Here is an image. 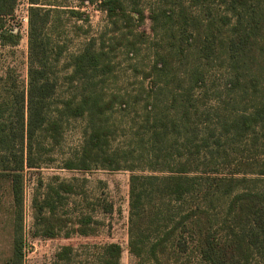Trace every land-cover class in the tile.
Instances as JSON below:
<instances>
[{
    "label": "trees",
    "instance_id": "obj_1",
    "mask_svg": "<svg viewBox=\"0 0 264 264\" xmlns=\"http://www.w3.org/2000/svg\"><path fill=\"white\" fill-rule=\"evenodd\" d=\"M16 2L0 0V47L20 40L7 22ZM28 2L26 86L19 88L9 72L10 86H0V177L12 182L15 201L21 202L24 167L39 166L44 144L58 143L64 123L82 118V143L63 167L130 172L126 249L132 256L148 264H188L182 259L190 252L195 264H264V155L249 171L237 167L222 174L214 165L227 145L264 143V0H179L150 11L151 29L155 36L161 29L165 49H155L148 68L139 71L147 79L146 111L124 146L112 144V112L140 97L108 87L115 68L111 53L119 46L127 53L138 50L143 41L135 28L144 20L143 9L99 0L115 34L89 37L68 56L67 93L57 98L52 62L60 50L54 55L48 29L59 4ZM66 9L82 17L79 10ZM214 62L226 71L223 89L231 99L223 112L211 115L197 105L194 91L204 86L206 65ZM160 92L167 93L162 106L156 101ZM214 94L220 102L223 92ZM194 119L205 123L203 132ZM194 157L201 164L191 167ZM250 180H262L261 185L249 186ZM221 197L228 200L214 220L210 211ZM177 204H182L179 212ZM46 207L55 212L48 197L38 211ZM78 222L76 230L86 234L91 217ZM44 231L54 234L52 228ZM14 234L5 264H22L21 231ZM122 251L117 242L104 245L98 264H119Z\"/></svg>",
    "mask_w": 264,
    "mask_h": 264
},
{
    "label": "rangeland",
    "instance_id": "obj_2",
    "mask_svg": "<svg viewBox=\"0 0 264 264\" xmlns=\"http://www.w3.org/2000/svg\"><path fill=\"white\" fill-rule=\"evenodd\" d=\"M177 1L179 0H123L129 11L134 7L144 11L143 22L135 28L143 42H140L136 52L127 53L122 46L114 49L111 56L115 68L109 75L107 83L109 88L139 95L140 99L136 101L128 98L125 107L117 106L112 112L113 146H124L132 139L134 128L140 122L142 113L146 111L144 105L148 96L147 91L143 90L147 79L142 80V73L139 71L148 68L155 49L160 51L165 49L163 45L166 41H159L161 29L157 30L158 36H155L151 29L150 11L160 7H170ZM44 2L59 4L57 5L59 9L53 13L48 34L51 44L55 47L54 55L60 50L58 61L52 62L58 77L56 97L60 98L67 93L65 75L70 71V67L66 66L68 56L78 51L89 37H97L105 32V38L108 39L112 33H115L110 30L111 26L105 12L98 6L99 0H44ZM61 4L68 6H60ZM27 7L21 2L19 5L15 4L13 14L7 18L9 27H18L20 40L14 46L0 47L1 87L10 86L11 79H5L9 73L16 79L19 88L26 86L27 13L25 29L22 18L25 11L27 12ZM66 8L79 10L82 17L70 15ZM156 41L160 43L155 44ZM213 64L206 65L204 86L194 91L197 105L200 109H206L211 115H214L215 110L223 112L225 102L231 99L223 89L226 71L216 65V62ZM184 67L182 65V68ZM218 91L223 92L220 102L214 94ZM166 94L160 92L158 98L156 97V101L161 106L165 105ZM194 120L199 123L198 129L203 132L205 123L199 122V119ZM83 126L82 118L67 120L58 143L52 146L49 143L44 144L45 150L40 155L39 166L24 167L20 203L14 199L12 182L3 176L0 177V264H5L10 257L14 233L18 231H21L24 243L22 264H98L104 245L110 242H117L123 248L119 264H148L147 261L141 262L132 256L126 249L130 172L125 169L93 168L82 171L63 167L64 160L80 148ZM262 141L264 142V139ZM220 153L222 157L214 163L218 173L223 174L237 167L249 171L255 168L257 161L264 155V143L254 145L251 141L244 140L225 146ZM205 161L207 163L210 159ZM196 164L200 165L201 160L194 157L189 165L195 167ZM241 175L243 174L240 173L238 176ZM245 175L252 178L256 176L250 172ZM261 181L250 180L247 184L252 187L255 184L260 186ZM66 186L71 190L65 189ZM56 189L59 191L58 194L54 192ZM47 197L55 204L53 214L47 207L42 213L38 211V204ZM227 200L228 197L219 198L216 206L211 209L210 214L214 220L221 216ZM180 206L182 204H177L174 211L179 212ZM104 207L110 210H104ZM86 216L91 217V222L87 226V233L83 234L76 229L80 226L78 220ZM19 225L20 230H17ZM51 228L54 232L53 236L46 235L44 230ZM65 247L69 248L67 252L64 250ZM60 252L66 254L62 258H57ZM182 262L195 264L196 257L189 252L188 257H184Z\"/></svg>",
    "mask_w": 264,
    "mask_h": 264
},
{
    "label": "built area",
    "instance_id": "obj_3",
    "mask_svg": "<svg viewBox=\"0 0 264 264\" xmlns=\"http://www.w3.org/2000/svg\"><path fill=\"white\" fill-rule=\"evenodd\" d=\"M20 2H21L23 5H27V6H29V2H28V0H17L16 5H19ZM24 2H25V3H24ZM27 9H28V7H27ZM26 13H28V12L25 11L24 16H23V18H22V21L24 22V29H25V26H26V20H27ZM13 30L19 32L18 27H16V26L13 28ZM19 33H20V32H19Z\"/></svg>",
    "mask_w": 264,
    "mask_h": 264
}]
</instances>
